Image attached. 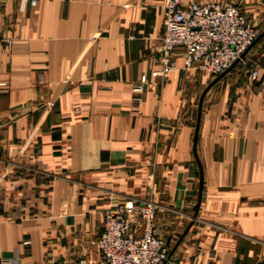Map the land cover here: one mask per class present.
Instances as JSON below:
<instances>
[{
    "label": "crops",
    "instance_id": "crops-1",
    "mask_svg": "<svg viewBox=\"0 0 264 264\" xmlns=\"http://www.w3.org/2000/svg\"><path fill=\"white\" fill-rule=\"evenodd\" d=\"M164 1L0 0V264H97L103 213L128 198L156 204L165 264L264 259V34L205 91L195 157L216 75L180 58L161 75ZM233 1L261 32L264 0Z\"/></svg>",
    "mask_w": 264,
    "mask_h": 264
},
{
    "label": "built area",
    "instance_id": "built-area-1",
    "mask_svg": "<svg viewBox=\"0 0 264 264\" xmlns=\"http://www.w3.org/2000/svg\"><path fill=\"white\" fill-rule=\"evenodd\" d=\"M258 34L259 28L233 0L191 1L187 5L181 0H165L163 27L154 55L162 76L179 67L177 58L183 69L217 75L241 59ZM256 75L253 68L250 77ZM153 83L142 73L131 86L132 100L139 104L143 89ZM156 209L153 201L135 198L106 209L96 242L100 252L97 264H165L169 246L163 232L167 225L158 228ZM72 264H86V258L79 257Z\"/></svg>",
    "mask_w": 264,
    "mask_h": 264
},
{
    "label": "water",
    "instance_id": "water-1",
    "mask_svg": "<svg viewBox=\"0 0 264 264\" xmlns=\"http://www.w3.org/2000/svg\"><path fill=\"white\" fill-rule=\"evenodd\" d=\"M264 34V29L261 30V32H259V34L254 38V40L252 41L255 42L261 35ZM251 43V44H252ZM250 44V45H251ZM249 48V47H248ZM247 48V49H248ZM246 49V50H247ZM246 50L243 52V54L246 52ZM242 54V55H243ZM235 64V62L229 66L227 69H225L224 71L220 72L219 74H217L206 86L205 88L202 90L201 94H200V98L198 101V108H197V114H196V122H195V127H194V133H193V137H192V150L194 153V156L196 157V141H197V132H198V126H199V121H200V113H201V104H202V99L204 96L205 91L208 89V87L213 84L217 79H219L225 72H227L233 65ZM198 162V161H197ZM198 167H199V182H198V192H197V198H196V202L194 205V209H197L200 203V199H201V191H202V185H203V177H202V168L200 163L198 162ZM190 224H188L186 226V228L184 229V231L179 235V240L182 238L183 234L185 233V231L188 229ZM178 240V241H179ZM264 261H258L256 264H262V262Z\"/></svg>",
    "mask_w": 264,
    "mask_h": 264
},
{
    "label": "rangeland",
    "instance_id": "rangeland-1",
    "mask_svg": "<svg viewBox=\"0 0 264 264\" xmlns=\"http://www.w3.org/2000/svg\"><path fill=\"white\" fill-rule=\"evenodd\" d=\"M259 32H260V29H259ZM245 53L242 55L241 59H239L237 62H235V64L231 68L242 67L243 65H244L243 67H245V68L248 67L247 58H246Z\"/></svg>",
    "mask_w": 264,
    "mask_h": 264
}]
</instances>
